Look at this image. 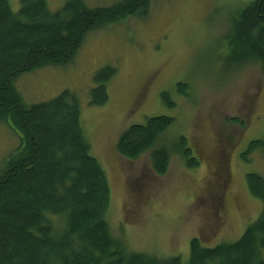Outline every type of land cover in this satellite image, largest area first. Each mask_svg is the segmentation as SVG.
Segmentation results:
<instances>
[{
  "label": "rangeland",
  "instance_id": "rangeland-1",
  "mask_svg": "<svg viewBox=\"0 0 264 264\" xmlns=\"http://www.w3.org/2000/svg\"><path fill=\"white\" fill-rule=\"evenodd\" d=\"M83 1L94 8L120 0ZM247 1L151 0L146 15L88 32L71 62L14 81L26 104L64 90L77 95L90 151L108 179L111 230L130 250L179 255L185 263L193 237L205 246L235 241L263 208L249 193L246 174L264 178V147L249 149L250 141L264 139V67H232L225 39L233 11ZM8 2L17 12L20 0ZM46 2L56 11L64 0ZM106 66L115 68L105 84L108 100L92 106L94 76ZM158 115L173 118L165 139L187 138L197 167L173 154L166 174L156 176L148 153L136 160L118 154L125 129ZM19 144L20 135L0 121V170Z\"/></svg>",
  "mask_w": 264,
  "mask_h": 264
},
{
  "label": "trees",
  "instance_id": "trees-1",
  "mask_svg": "<svg viewBox=\"0 0 264 264\" xmlns=\"http://www.w3.org/2000/svg\"><path fill=\"white\" fill-rule=\"evenodd\" d=\"M150 1L120 0L90 8L83 0H64L60 9L50 11L46 0H20L14 12L8 0H0V121L20 135L19 146L0 170V264H264L260 174H246V184L263 208L237 240L205 246L193 237L185 263L179 255L159 258L130 250L111 230L108 179L90 151L77 95L64 90L48 101L26 104L14 87L24 72L71 62L88 32L146 15ZM228 27V63L264 67V0L236 8ZM114 72L106 66L96 73L90 105L107 102L105 84ZM162 97L174 105L169 96ZM172 123V117L158 115L129 126L116 142L118 154L136 160L148 153L156 176L166 174L173 154L197 167L187 138L166 141ZM260 146L264 139L249 143V149Z\"/></svg>",
  "mask_w": 264,
  "mask_h": 264
}]
</instances>
